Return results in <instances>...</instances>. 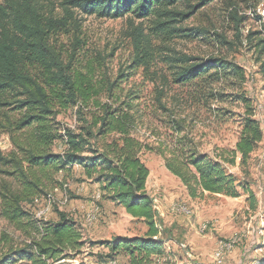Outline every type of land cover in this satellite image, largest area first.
<instances>
[{"label":"trees","instance_id":"trees-1","mask_svg":"<svg viewBox=\"0 0 264 264\" xmlns=\"http://www.w3.org/2000/svg\"><path fill=\"white\" fill-rule=\"evenodd\" d=\"M197 1L191 5L185 0H64L61 19L44 17L35 0L0 1V110L17 111L20 117L9 131L26 133L23 142L15 143L22 155L20 159L7 160L0 153V165L13 164L15 171L20 172L21 178L18 177L23 186L22 191L0 193V218L24 238L19 247L0 254V264H57L83 246L82 235L65 214L58 213L56 223H42L24 210L22 204L31 203L35 194L33 189L38 188L39 180L34 170L45 175L49 171L71 172L77 166L86 179L99 185L104 198L144 224L146 230L142 235L116 237L100 244L112 258L123 256L126 264H160L161 259L168 257L164 247L166 230L154 209L153 199L146 192L149 172L140 159L143 152L159 155L167 171L181 182L192 199L204 193L239 197L240 186L226 166L235 163L236 155L240 156L241 163H245L262 141L263 133L252 116L242 121L230 157L225 151L216 159L199 153L187 140L184 121L171 116L165 124L170 131L168 137H175V141L165 139L154 147L144 145L132 135L138 114L132 98L134 90L126 94L118 90L110 97L112 106L102 104L101 96L114 91L115 82L107 78L96 80L91 62L85 66V72L72 69L80 44L77 38L71 44L72 51L68 56L56 45L57 36L67 26L66 21L72 19L71 11L65 5L100 19L151 18L160 36L176 35L188 40L232 45L219 34L212 40L210 32L204 29L176 28L214 0ZM180 2L184 3L186 11L175 9ZM260 2L257 0L252 8ZM230 9L228 17L238 37L245 18L239 15V9L232 5ZM260 29V32L250 33L247 39L250 45L255 40L253 47L264 54V19ZM134 45L136 54L128 69L131 72L142 69L144 78L154 83L157 74L151 69L156 60L149 41L138 37L134 39ZM164 52L161 60L169 74L161 75V88L155 97L162 112H167L162 100L168 86L186 87L201 81L207 85L216 82L218 86L241 87L245 82L243 68L223 57L202 60L168 48ZM260 69L264 74V60ZM122 77L127 76L120 74L117 78ZM211 97L225 98L220 93ZM237 98L246 102L243 96ZM89 107L95 110L85 117L82 109ZM72 108H77L79 124L74 128L55 127V117ZM55 142L61 148L57 154L51 152ZM23 165L31 171V180L27 177L24 180Z\"/></svg>","mask_w":264,"mask_h":264},{"label":"rangeland","instance_id":"rangeland-1","mask_svg":"<svg viewBox=\"0 0 264 264\" xmlns=\"http://www.w3.org/2000/svg\"><path fill=\"white\" fill-rule=\"evenodd\" d=\"M35 1L44 17L61 19L64 16V0ZM185 1L191 5L198 2ZM256 1L214 0L176 26L186 30L204 29L210 32L212 40L219 34L232 43L226 46L215 41L188 40L176 35L160 36L151 18L125 16L121 19H100L65 5L71 11L72 19L66 21V28L57 36V47H62L68 56L72 51L71 44L77 38L80 44L72 69L85 72V66L91 62L96 80L107 78L115 82V90L101 96L102 104L112 106L110 97L118 90L123 94L134 90L132 98L138 114L134 119L132 135L144 145L154 147L165 139L175 141V137H168L170 131L165 122L169 121V116L182 119L187 140L199 153L212 159L218 158L222 151L230 157L239 138L241 123L249 115L259 123L263 133L262 141L245 163H241L240 156L236 155L235 163L226 166L227 172L240 186L237 198L204 193L192 199L181 182L167 171L159 155L148 151L141 154L140 159L149 172L146 192L154 201V209L166 230L164 236L170 242L166 250L169 259L165 264H264V74L260 69L264 54L253 47L255 40L250 45L247 39L250 33L260 32L264 19V12L260 9L264 11V0L252 8ZM230 5L239 9V15L245 18L238 37L228 17ZM175 9L186 11L183 2ZM137 36L149 41L154 52L156 61L151 69L157 74L154 83L144 78L142 69L133 72L128 69L136 54L134 39ZM165 48L202 60L223 57L243 68L245 82L241 87L218 86L216 82L207 85L201 81L186 87L168 86L162 100L167 112H162L155 97L161 88V75L166 77L169 74L161 60L166 54ZM120 74L127 77L117 78ZM215 93L223 94L225 98H212ZM237 96H243L246 102ZM92 110L95 109H82V114L89 117ZM76 111L77 108L61 111L54 119V126H77ZM19 117L17 111L0 110V153L7 160L22 157L15 143L19 145L23 142L26 133L9 131ZM51 152L60 153V144L55 142ZM23 166L21 174L24 180L26 177L31 180V171ZM33 173L39 180L38 188L33 189V201L22 204L24 210L42 223H56L58 213L65 214L82 235L83 246L79 251L70 253L68 259L57 264H105L107 261L126 264L123 256L112 258L100 244L116 237L142 235L146 230L142 222L132 219L122 207L104 198L99 185L86 179L77 166L71 172L49 171L42 175V172L34 170ZM18 176L20 172L15 171L13 164L0 165V193L22 191ZM97 195L98 201L95 200ZM45 207H48L47 213L37 218L36 214ZM177 208L188 213L173 211ZM92 213L95 214V221L88 224L86 217ZM203 224H208V229L201 233L200 226ZM234 238L238 241L232 251L225 255L222 263L215 262L212 255L217 243ZM23 241L20 233L0 218V254L19 247Z\"/></svg>","mask_w":264,"mask_h":264},{"label":"built area","instance_id":"built-area-1","mask_svg":"<svg viewBox=\"0 0 264 264\" xmlns=\"http://www.w3.org/2000/svg\"><path fill=\"white\" fill-rule=\"evenodd\" d=\"M260 9H261V12H264L262 8H260ZM95 200L96 201L99 200V195H97L95 197ZM49 201H50V199H49ZM35 202H37V200H35ZM47 211H48V207H45V208L39 210V212L36 214V217L37 218L43 217L47 213ZM173 211L182 212L184 210H182V208H177V209H175ZM184 212L188 213L187 211H184ZM94 221H95V214L94 213H92L91 215H88L86 217V222L88 224H92ZM207 229H208V224H203V225L200 226V232L201 233L205 232ZM237 241H238V239L234 238V239H231L228 242H224V241L218 242L217 245H216V248H215V250L213 252V255H212L213 260L215 262H217V263H222L223 260H224L225 255L229 254L232 251V249L235 246V244L237 243ZM164 247L167 248V244L166 243H164ZM105 264H116V262L115 261H107Z\"/></svg>","mask_w":264,"mask_h":264},{"label":"crops","instance_id":"crops-1","mask_svg":"<svg viewBox=\"0 0 264 264\" xmlns=\"http://www.w3.org/2000/svg\"><path fill=\"white\" fill-rule=\"evenodd\" d=\"M164 243L167 244V249H166V250H168V249H169V245H170L169 243H170V242L165 241ZM168 259H169V256H168V257H165L164 259H161V260L159 261V263H160V264H163V262H167Z\"/></svg>","mask_w":264,"mask_h":264}]
</instances>
